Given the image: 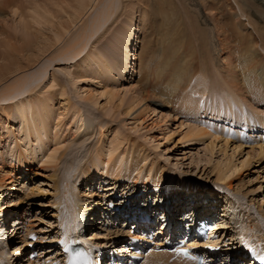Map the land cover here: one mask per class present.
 Segmentation results:
<instances>
[{
  "label": "rangeland",
  "instance_id": "1",
  "mask_svg": "<svg viewBox=\"0 0 264 264\" xmlns=\"http://www.w3.org/2000/svg\"><path fill=\"white\" fill-rule=\"evenodd\" d=\"M118 2L115 14L90 42L89 51L102 53L114 63L118 59H121L119 63H124L125 58L132 57L135 52L133 56L137 59L130 63L124 78L117 73L107 80L93 69V61L82 71L79 69L85 56L80 60L64 59L61 53L76 31L80 43H84L82 32L88 28V21L80 22L75 29L67 22L71 31L68 29L63 34V30H58L59 20L67 21L60 7L71 11L74 0H0V91L2 86L9 88L25 74L45 72L44 76L37 75V79L28 83L18 98L3 104L13 105L19 98L34 102L35 98L40 100L41 106L50 107L49 142L43 155L38 152L36 161L18 163L20 113L11 110L10 119L0 122V183L3 181L0 204L5 205L0 215V241L4 239L5 242H0V264H55L62 257L64 239L74 235L77 239L79 233L97 252L94 254L98 258L102 254L104 262L109 250L117 247L119 250L125 241L123 238L130 228L127 224L130 221L125 217L127 211L141 207L145 212L155 210L159 227L164 220L166 197L173 200V211L179 209L177 214L191 210L192 215L194 203L201 204V199L209 197L210 200L202 205L207 206L205 209L212 205L216 217L214 226L223 230L217 240L211 241L212 246L220 241L216 262L239 264L240 261L243 264L250 260V255L240 254L245 252L243 244H264V153H258L260 144L264 147V127L256 122L253 114L258 112L264 119V100L257 101L238 89V70L232 64L233 59L229 66L223 65L228 51L220 39L223 32L218 25L222 15L212 0H169L163 18L156 11L155 0ZM233 3L243 21V30L254 31L256 47L264 56V0H233ZM101 4L102 0H98L97 10ZM46 8L55 15V21L49 18L51 22L34 23L35 27L29 21L30 28L26 31L17 12L28 14L31 11L32 15L36 11L41 15ZM166 13L170 17L173 15L176 37L185 39L182 49L188 46L196 50L189 62L199 69L196 79L184 81L176 91L167 86L170 77L167 80V76L161 77L162 84L154 92L134 69L138 68L145 38L154 40L147 49H155L158 42L160 45L156 30L159 31ZM130 29L135 34L134 41L129 47H121ZM203 29L205 32L201 31ZM57 30L61 33L60 39L54 34ZM165 48L172 52L168 43ZM167 49L161 50L167 54ZM194 58L197 63L193 62ZM166 59H170L168 54ZM161 61L157 59L155 65L158 67ZM112 89L121 92L122 100L117 98L110 105L103 94ZM124 90L134 91L139 99H133L132 93L124 94ZM226 94L239 98L240 102L233 103L234 109L222 106ZM213 107L217 109L212 111ZM75 112L84 120L79 128L73 122ZM188 126L207 129L209 135L200 140L189 139L184 136ZM213 135L219 137L218 141ZM226 141L227 147L223 145ZM237 144L241 147L235 149ZM97 152L103 155L102 161L107 160V165L96 159L101 176L89 177L83 182V171L91 169V159ZM49 153H55L53 162L47 161ZM118 159L122 162L115 167ZM164 182L170 192L165 191L168 187L164 189ZM194 185H198L194 195L199 196L197 201L174 202L181 197L187 198V194L194 192ZM199 186L203 191L199 192ZM90 192L92 194L88 195ZM84 204L93 208L88 210L87 217L93 211L96 217L84 232H79L72 217L75 209ZM14 219L20 221L19 230H15L17 235L11 234ZM29 251L36 255L31 256ZM153 253H148L141 264H153ZM164 260L165 264L179 261L168 257Z\"/></svg>",
  "mask_w": 264,
  "mask_h": 264
},
{
  "label": "bare ground",
  "instance_id": "2",
  "mask_svg": "<svg viewBox=\"0 0 264 264\" xmlns=\"http://www.w3.org/2000/svg\"><path fill=\"white\" fill-rule=\"evenodd\" d=\"M155 1L157 2L156 11L162 17V15L165 12V9L167 8L166 7L167 5L165 6V4L167 1L169 2V0H155ZM212 1H213V4L215 3L217 5V8L219 10V15H222V16H220L221 18H219V25H218V26H220L219 31L223 32L222 33L223 36L220 39H221V43L222 42L224 43V46H225V48H227V51H228L227 57H225V62L223 63V65H228L230 60L233 59L232 64L234 65L235 69L238 70L239 84L238 83L236 84L238 86V89L245 91V94L248 97H252V98L256 99L257 101L264 100V56L260 53L259 49L256 47L258 42L255 39L256 35H255L254 31L250 30L249 32H246L243 30L242 25H244V24L240 18V15H238V12L236 10L237 7L233 3V0H212ZM118 3H119L118 0H102V4L100 5V7L97 10L96 6L98 4V0H78V1L74 0V4L71 5V11H67L66 9L64 10L62 6L60 7L61 10H63L65 12L66 17H67V18L66 17L64 18V19H67V21L64 20L65 23H63L64 21L59 20V21H61V23H60L61 27H59L58 30L60 32L64 31L63 34L65 33V31L68 32V29L70 30L71 26H74L73 28L75 29L80 22H82V24L86 23V21L89 22V23H87L88 28H87L86 32L85 31L82 32V36H85L84 38H82L84 43L83 42L80 43L81 41L79 39V33L77 31L75 32L74 37L72 36V38L71 37L68 38L70 40L68 43H66L67 45L65 44L66 46L63 49L64 51L61 52L64 54L63 55L65 57L64 59L76 58V59L80 60L81 57L85 56L81 59V63L79 64V66H80L79 69L81 71L83 70V67H86L89 62L93 61V63H92L93 69H95L97 73H99V74L101 73L104 76H106L107 80H109L110 76L117 75V73L120 74L121 77H123V78L125 77V74L129 71L130 63L134 60V58H135V60L137 59L136 57L133 56L134 54L136 56V52L132 55V57H131V55H128L129 58L126 56L127 58H125L124 63H119V61L121 59L120 60L118 59V61H116V63H114V61H112L110 58H107L102 53L95 54V53H92L89 51L90 42L95 37V35L97 33H99V30L105 25V23L109 22L111 16L113 14H115V10L118 7L117 6ZM17 11H18V9H17ZM17 13H20L19 14L20 15L19 21H22V24H23L24 28L26 29V31H29L27 29L30 28L28 26L29 21H30V23L33 24L34 27H35L34 23H42L43 21H44V23H46V22H51V20L55 21L54 20L55 15L50 13V11L47 10V8L43 9V13L41 15H39L36 11H34V13L32 15H30L31 11H29L28 14H24V13H21L19 11ZM167 15L168 14L166 13V16L163 19V22L161 23V27H160L159 31L156 30V32H158V34L160 36V45L158 42L156 44L155 49H152V48H151L152 50L147 49V46H149V43H151V41H154V40H152L151 38L150 39L145 38L144 41L146 43L142 45L143 46V48H142L143 53H142L141 57H138L139 63H137V66H136L138 68L136 69L134 67L135 68L134 73L136 72L138 76L140 75V80L145 82V84H149V86L151 85L149 87V89L150 88L153 89L154 92H156L158 87L161 86L159 84H162L159 81V79L161 77L167 76L165 80H167V78L170 77V83L167 86L169 88L175 89L174 91H176V90H178V88H181L183 86L184 81L189 82L190 80H192L194 78L196 79L195 74L197 73V70L199 69L193 63L189 62L190 55L192 54L195 56L196 50L195 49L190 50V49H188V46H187L186 50L182 49L183 41L185 39L181 40V39L176 37V33L174 32V24L172 22V18H173L172 16L173 15L171 17L167 16ZM49 18L51 20H49ZM83 18H85V20H83ZM67 22L68 23L70 22L71 26L68 25ZM67 25L69 26V28ZM60 29L63 31H61ZM58 30L56 32H58ZM194 30H195V32L200 31V30H196L195 28H194ZM201 31H204V29ZM56 32L54 34H56L58 36V38L61 37V33H59V32L56 33ZM203 34H205V33H203ZM203 34H201V36H203ZM56 35H54V36L56 37ZM134 35L135 34H134L133 30L130 29L128 36L126 37V39H124V41L121 42L120 46L122 47V46L126 45V47H129L132 44V41H134ZM201 36H200V38H201ZM55 39H57V37ZM55 43H56V41L53 44H55ZM165 43H168L171 46V50H172L171 53L167 48H165ZM173 43L176 44L177 46L174 47ZM206 44H207V42H206ZM163 48L168 50L167 54L170 56V59H166L167 54L165 53L164 50H161ZM146 53H147V55H144ZM157 53H158V55L156 56ZM184 58L187 59L188 62L184 61ZM157 59L162 60L161 63L158 62L159 63L158 67L155 65V61H157ZM126 60H127V62H126ZM196 61H197V59L194 58L193 62L197 63ZM237 70H236V72H237ZM10 75H12V73H10ZM37 75L38 76H41V75L44 76L45 72L44 73L34 72L33 75H31V76H29V74H25L20 79L15 80L9 88L6 89L5 86L4 87L2 86L1 91H0V94L5 93V96H0L1 97V99H0V122H1V120L8 121L10 119L11 114L9 112L11 110H14V111L16 110L17 112L20 113L19 114L20 118H19V122H18V134L20 137H19L18 142H17V143H19L18 150L16 151V153L18 154V163L19 164L20 163L22 164L25 162H30V161H36V159L39 157L38 152H41L43 155V153L47 147V144L49 142V137H47V131H48V126H49L48 110L50 107L48 105L41 106L39 104L40 100L35 99V98L33 99L34 102L29 101L28 99H20L19 98V100H16V103H14L13 105H6V104H3V102L12 101L13 99L18 98L20 96V94H22L25 87L29 86L28 83L33 81L35 78L37 79V77H38ZM92 77L96 78V75L93 74ZM187 78H191V79L186 80ZM204 85L205 84L203 82L202 86H204ZM194 88H196V87H194ZM229 90H231V89H229ZM124 91H125L124 94H127V93L133 94L134 93V91H131V90H124ZM147 91H149V90H147ZM174 91L170 92L169 98ZM200 92H202V94L204 95L202 90ZM12 93H13V95L10 96ZM103 96L107 99V102L110 105L114 104V102H115L114 100H116L117 98H120L122 100L121 92L119 90H113V89L107 90L103 94ZM162 97H164V95ZM132 98L138 100L139 96L133 94ZM223 98H224L223 101L225 100V102L222 101L224 104V105L222 104V106H225V108L228 107V110H229V108H233V106H235L234 105L235 100H236V102H240V100H237L239 98H234V95L228 96L226 94L223 96ZM226 100H228V101H226ZM167 102L170 103L169 101H167ZM198 102H200V101H198ZM172 105H174L173 107H176V104H172ZM37 106H38V108H37ZM35 109H37V110L35 111ZM213 109H214V107H213ZM213 109H212V111H215L217 108L214 110ZM222 109H223V107H222ZM231 112L232 111H230V113ZM253 114H254V117L256 116V118H258L259 122L262 124L261 126L264 127V119H262L259 116V113L257 112L256 114L255 113H253ZM251 121H253V120L250 119V122ZM255 121H256V119H255ZM5 122H3V123H5ZM73 122L75 124H77V128L84 125V120L82 119V116L79 112L74 113ZM256 122H258V121H256ZM206 131H207V129H206ZM206 131L203 128L200 129L197 127L188 126V129L185 130V132H184L185 133L184 136L189 138V139L195 138V139L200 140V139H202V137L204 135H209V131H207V132ZM171 133H172V131H171ZM213 138L218 141L219 137H217V136L214 137V135H213ZM211 143L214 144L213 140H211ZM223 145L225 147H227L228 141L223 143ZM235 147H241V145L237 144L234 146V148ZM260 147L261 148H260L258 153L262 154V153H264V147L262 144H260ZM235 149H237V148H235ZM238 149H241V148H238ZM253 153H254V151H253ZM54 154L55 153H49V155L47 156L48 162H53V160L55 159ZM102 156L103 155L101 153L97 152L92 157L91 169L86 168V170L83 171L84 172V175L82 177L83 182H86L89 177L96 176L99 178L101 176L102 170L99 168V166H96L95 160L96 159L100 160L104 164V166H106L107 160L105 162L102 161L103 160ZM43 160H44V158H43ZM118 160L119 161L116 162L117 165L115 164V167L119 166V164H121V162H122V159H118ZM107 173H110V172H107ZM110 177H111V175H110ZM117 178H120V175ZM2 183H3V181H2ZM2 183H0V188L3 187V186H1ZM165 187H168L166 185V183L164 184V189H165ZM90 188H89V190L91 191L92 189H90ZM92 193H93V191H92ZM92 193L90 192V193H88V195L92 194ZM166 196H167V194H166ZM3 197H4V195H3ZM166 200H171V204L173 202L172 199H169L166 197L163 201L164 205H166L165 204ZM86 204H84L81 207L79 206L78 210L75 209L76 212L73 214V217H72L74 219V221L76 220L75 221V227L78 229H80V228L82 229L83 227H85V223L88 220L87 218H90L89 217L90 214H88V217H87V212H88V210L93 209V208H91V206L89 204L88 205H86ZM171 204H170V206L169 205H166V206L171 207ZM4 206L2 204H0V215H2V213L4 212ZM166 206L164 207V209H166ZM169 207H167V208H169ZM191 208L195 212V207L193 206ZM205 208H207V206L204 205V209ZM138 209H139V211H141V213H146V214H144V217L152 216L151 215L152 212L150 213V212L142 211V207L138 208ZM185 212L187 213V216L191 215L188 217V220L190 218L195 217V215H192L193 213H190L191 210H189V211L185 210ZM127 213L129 214V211H127ZM163 216L164 217L167 216L166 218H170L171 220L173 217L174 218L177 217V216H175L174 213H172L171 217H170V214H166V215L163 214ZM166 218H165V220H167ZM170 219H168L166 222L167 223H169V221L171 222ZM165 220L161 221L159 223L160 226L155 228L154 233H158V234L161 233L162 234L161 228L163 227V225H165V223H164ZM13 221H14V223H13L14 226L11 227V231H12L11 234H13L15 232V230H19V228H20V221L17 219H14ZM68 223H70V222L68 221ZM215 227H217V226H214L213 228L216 229ZM6 229L7 228H5V230ZM217 229H220V227H217ZM15 233H16L15 235H17L18 231ZM77 233H78V231H77ZM129 234H131V233H129ZM216 234L217 233H215L214 236ZM77 236H78V238H81V239L84 237V235H81L80 233L77 234ZM256 237H257V235H256ZM210 241H215V240L210 239ZM0 242H1V244H2V242L5 244L4 239L1 240ZM66 242H68V240ZM66 242H64L63 247L65 246ZM14 248H16V247H14ZM153 254H154V262H155L154 264H162V263L165 264L162 261L164 260V258L167 259V257H168V255H167V257H165L166 251L165 252H159V253L155 252ZM97 259H99V258L97 257ZM247 262H243V264H245ZM95 263L97 264L98 260H95ZM173 264H195V261L190 260V259L188 260V259L181 257L178 262L174 261Z\"/></svg>",
  "mask_w": 264,
  "mask_h": 264
}]
</instances>
